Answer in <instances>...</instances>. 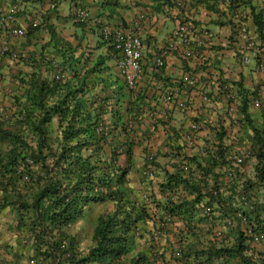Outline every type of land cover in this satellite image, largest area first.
<instances>
[{
  "label": "trees",
  "instance_id": "1",
  "mask_svg": "<svg viewBox=\"0 0 264 264\" xmlns=\"http://www.w3.org/2000/svg\"><path fill=\"white\" fill-rule=\"evenodd\" d=\"M256 25L261 30L258 21ZM42 62L44 59L39 61V69L27 74L28 78L19 79L21 89L9 97L13 105L0 111V209L16 212L19 228L28 226L39 256L52 258L51 264L110 263L132 250L134 232L147 216L128 185L138 137L135 124L142 122L136 119L141 105L130 98L135 90L128 89L123 80L121 84L113 79L115 94L111 102L94 91V86L102 82L98 72L104 58H98L89 68H83L86 59L73 55L58 66L49 60L48 65ZM42 65L49 72L44 77ZM62 73L65 77L57 78ZM108 84H102L101 89ZM253 87H236L235 98L245 122L232 136L234 127L221 123L214 138L206 140L208 131L196 152L199 154L193 155L182 151L180 134L172 137L170 153L179 159L184 157L182 165L193 166L192 170L204 177H194L191 170L183 174L180 163H175V176L158 182L161 192L171 193L183 185L197 197L190 202L168 198L163 204L166 215L188 223L185 233L178 232L177 238L183 264H264V252L255 251L244 235L245 227L264 233V123L256 126L247 111L254 99L259 98L260 105L264 101V82ZM108 110L113 117L111 124L104 120ZM54 116L58 124L52 137L47 125ZM242 143L248 145L250 154L242 164L240 181L223 183L222 169L224 164L230 165L227 152ZM122 155L126 162L120 163ZM155 165L158 168L157 162ZM249 165L252 170L246 175L244 170ZM209 173L216 186L222 187L215 196L202 191ZM241 193L250 200L251 208L237 204L236 194ZM105 202H114L115 208L96 217L93 245L81 254L77 237L65 229L83 217L89 204ZM203 204L214 205L215 217L198 240L201 237L191 221L205 219L200 212ZM236 210L245 219L236 216ZM225 215H231L236 225L225 228L218 241L211 235L216 222ZM150 256L138 252L127 263L119 264H158Z\"/></svg>",
  "mask_w": 264,
  "mask_h": 264
},
{
  "label": "crops",
  "instance_id": "2",
  "mask_svg": "<svg viewBox=\"0 0 264 264\" xmlns=\"http://www.w3.org/2000/svg\"><path fill=\"white\" fill-rule=\"evenodd\" d=\"M51 1L55 2V7L52 9L49 8ZM12 2H16L20 7L16 24L23 32L13 38L6 30L0 31V44L10 43L11 51L16 55L15 58L7 55L0 61V85L5 82L8 85L10 82L11 86L16 87L18 91L21 89L19 79L28 78L27 74L29 76L32 71L39 69V61L43 59V64L48 65L46 61L49 60L51 64L58 66L64 63L70 55L80 56L81 59L87 61V66L83 68H89L95 60L104 58V63L100 66L101 71L98 72L102 82L94 86V91L97 94L106 95L109 102L113 101L115 89L111 83L115 79L122 84V79L118 74L113 50L100 36L99 22L110 27L117 26L127 29L139 10L150 12V15L142 22L140 30L144 63H149V59L164 45L166 36L177 25L178 13L188 14L194 19L196 25L203 26L209 31L210 35L205 39V46L196 51L191 59H182L178 53L169 55L162 75L155 74L147 68L130 97L132 100L139 101L141 105L139 115L142 122L140 125L135 124L136 135L141 133V137H138L140 142L133 148L128 185L132 189L134 198L139 201L137 205L144 207L147 214L144 221L139 223L132 240L134 242L136 236L140 234L144 237L149 235L154 237V233L161 230L160 227L166 217H170L171 221L166 222L164 230L160 232L162 234L155 236V239L161 238L163 234H169L167 231L172 226L174 230L185 233L188 223L176 216L166 215L163 204L168 198L173 201L179 198L190 202L197 198L196 195L194 196L192 190L183 185H179L169 193L161 192L160 187L155 183L147 184L141 176L144 159L139 156L135 157V155L139 149L146 155L149 147L155 148L158 151L157 175L164 180L176 172L175 156L170 153L169 149L172 137L180 134L187 127L190 119L199 118L207 121L206 132L209 131V136L206 140L214 138L215 130L223 122L222 99L203 107H200L197 100H194L192 107L190 105L186 111L163 102L161 93L165 80L178 77L182 71H189L198 75L202 80L204 76L210 79L221 77L230 83L233 90H236L239 84L252 89L257 83L264 82V74L257 70L255 62L245 66L240 61L234 45L229 42L231 41L233 17L236 14L245 17L252 34L264 39V0H234L232 5L226 4L225 0H186L184 7L179 10L173 7L166 9L161 0H0L4 6ZM79 5L89 7L90 19L85 24L75 23L73 19V11ZM34 14L40 16L41 23L37 28L30 27V17ZM257 21L260 23L261 30L256 25ZM261 57L264 59V41ZM45 69L46 66L42 65V77L49 74ZM104 83H109V86L102 90L101 85ZM7 105H13L10 98L8 100L6 96L0 99V111L4 110ZM247 111L256 126H262L264 101L259 107L249 105ZM154 119L157 121L156 125ZM104 120L106 123H112L113 117L109 110L104 114ZM57 124V117L54 116L47 125L48 130L56 131ZM138 129L141 130L138 131ZM198 148H200L199 145L194 149L185 146L182 151L187 155H193L198 152ZM251 170V165L246 166L244 173L249 174ZM206 177H212V175L209 173ZM179 199L177 202L180 201ZM5 208H1L0 211ZM214 217L215 213L213 217L195 218L196 220L191 221L195 227L194 231H197L201 237L196 235L198 240H202V234L208 226H211L210 223L214 221ZM178 232H176L174 244L163 242V239H160L159 244L164 246V250H167L169 245L172 246L176 250V256H181L182 249L177 242ZM168 239L175 240L174 234L172 233Z\"/></svg>",
  "mask_w": 264,
  "mask_h": 264
},
{
  "label": "built area",
  "instance_id": "3",
  "mask_svg": "<svg viewBox=\"0 0 264 264\" xmlns=\"http://www.w3.org/2000/svg\"><path fill=\"white\" fill-rule=\"evenodd\" d=\"M165 8L181 9L186 0H161ZM226 3H230V0H226ZM55 7V2L51 1L49 8ZM20 13V7L16 2L2 5L0 3V31H7L13 38L19 36L23 31L16 24V19ZM89 9L86 6H78L75 8L73 17L78 23H85L89 19ZM150 15L147 10H139L136 14L131 26L129 28L122 27H110L100 24V34L102 38L108 42L111 46L115 59L118 74L124 81L128 89H136L140 83L141 77L145 74L146 69L149 68L155 74L162 75L166 59L173 53H178L182 59H191L200 48L205 46V39L208 37V31L203 26L196 25L194 21L184 13H178L177 25L166 36L165 43L159 50L154 53L153 57L149 59V63H144L142 58L143 44L141 40L140 30L142 22ZM30 27L37 28L40 26V16L34 14L30 17ZM235 47L236 52L240 55L241 61L244 64H249L251 60L257 61V70L264 73V62L258 59V55L261 50L260 41L256 35L252 34L247 28L245 22L240 17H236V22L233 25L231 33V41ZM10 43L0 44V61L7 55L15 58L16 55L11 50ZM62 73L57 78H64ZM161 100L165 103L177 106L179 109L186 111L189 106L193 105V101L197 100L200 107L210 105L219 102L222 99L224 107L223 124L232 125L234 129L231 131V136L234 130L241 129L244 124V118L238 108V101L235 98V90L232 89L230 83L221 77L210 79L207 76L200 79L198 75H195L189 71H182L178 77L170 78L164 81ZM262 87L258 92L262 93ZM252 106L259 107L260 99L256 98L252 102ZM156 121V119H154ZM207 121L190 119L187 127L181 131L180 137L184 147H190L194 149L198 145L200 146L203 139L208 136ZM230 136V137H231ZM240 148H232L227 152L226 158L230 160V165L227 167L224 164L222 169L223 183L231 184L235 180L240 181V171L243 162L248 158L250 149L247 144L242 143ZM185 158H175V163H180V170L183 174L192 171V175L197 178L200 177L198 170H192V167L188 164H183ZM221 161V159H219ZM155 158L154 153H150L146 164L142 170V174L151 181L157 180L155 175ZM223 164V162H222ZM207 176V175H205ZM239 177V178H237ZM207 184L202 189L203 192L210 195H217L222 191V187L216 186V183L212 181L211 177H206ZM212 179V180H210ZM237 204L248 206L251 208L250 200L246 195H237ZM235 197V198H236ZM200 212L204 217H212L215 213L214 205L203 204L200 205ZM236 216L245 217L239 210L234 211ZM233 214V213H232ZM170 217H166L162 222L161 230L154 233V236H159L160 232L164 230L166 222H170ZM235 221L231 215H225L214 229V237L220 239L224 235L225 228L234 227ZM244 235L250 246H258L264 244V233L254 231L250 227H245ZM264 252V250H263Z\"/></svg>",
  "mask_w": 264,
  "mask_h": 264
},
{
  "label": "rangeland",
  "instance_id": "4",
  "mask_svg": "<svg viewBox=\"0 0 264 264\" xmlns=\"http://www.w3.org/2000/svg\"><path fill=\"white\" fill-rule=\"evenodd\" d=\"M17 91L18 89L16 90V87L11 86L10 82L8 85L5 82L0 85V99L6 98L7 96L9 100L10 94ZM7 107L10 108L11 106L7 105ZM50 133L52 137L56 136V131L52 130ZM138 137H141V133ZM137 153H139V155ZM137 153L135 157L139 156L140 158H145L144 151H141V149H139ZM123 162H126L124 157L120 160V163ZM114 208V202L91 203L88 205L83 217L65 229L66 232L77 237L78 250L81 254L87 252L93 245L91 234L96 224V217L99 214H109ZM26 223L29 224V221ZM167 232L169 234H163L159 239H155L151 235L146 237H144L143 234L137 235L132 244V252L119 258L118 261L115 260L110 263L94 262L90 264L127 263L131 256L136 255L138 252L150 254L151 258H156L158 264L182 263L183 260H181V256H176V250L172 246L169 245L167 250H164V246L159 244L160 239H163V242L175 243L176 232L178 231L174 230L172 226ZM171 232L174 234L175 240L168 239L172 234ZM190 232L192 231L190 230ZM211 236L214 237V235ZM217 240L219 241V239ZM254 249L255 251H263L264 244L258 245ZM153 250H155V252ZM52 261V258L44 259L42 256H39L38 249H35L34 240L30 236L28 226L23 227V229L19 228L17 215L14 210H9L6 207L4 210L0 211V264H51ZM185 264H196V262L193 261Z\"/></svg>",
  "mask_w": 264,
  "mask_h": 264
},
{
  "label": "clouds",
  "instance_id": "5",
  "mask_svg": "<svg viewBox=\"0 0 264 264\" xmlns=\"http://www.w3.org/2000/svg\"><path fill=\"white\" fill-rule=\"evenodd\" d=\"M225 2H226V0H225ZM234 2V0L232 1V0H230V3L228 4V3H226V4H228V5H232V3ZM186 3V2H185ZM80 6V5H79ZM82 6H86V5H82ZM78 7V6H77ZM86 7H88V6H86ZM184 7V6H183ZM88 9H89V7H88ZM75 10V9H74ZM73 13H74V11H73ZM89 13H90V11H89ZM183 13V12H182ZM237 13H239V12H237ZM90 15V14H89ZM186 15H188V14H186ZM189 16V15H188ZM190 17V16H189ZM236 17H240L241 18V20H243L244 22H245V24H246V26H247V28H248V25H247V23H246V19H245V17L243 16V15H241V14H236L234 17H233V25H234V23L236 22ZM193 21H194V19L192 18V17H190ZM73 19H74V17H73ZM89 19H90V16H89ZM88 19V20H89ZM74 22L75 23H78V22H76L75 20H74ZM88 21H86L85 23H87ZM85 23H79V24H85ZM100 24H103V25H106V24H104V23H102V22H99L98 23V29H99V26H100ZM233 25H232V27H231V29L233 28ZM108 26V25H107ZM112 27H117V26H112ZM204 29H206L205 27H203ZM249 29V28H248ZM207 30V29H206ZM208 31V30H207ZM250 31V30H249ZM99 32H100V29H99ZM208 33H209V31H208ZM209 35L210 34H208V37H209ZM255 35V34H254ZM100 36H101V34H100ZM257 37V39L260 41V46H261V49H262V46H263V41H264V39H260L258 36H256ZM101 38H102V36H101ZM102 40H104L103 38H102ZM105 41V40H104ZM107 44H108V42L107 41H105ZM109 45V44H108ZM109 47L111 48V46L109 45ZM112 49V48H111ZM238 54V53H237ZM239 55V54H238ZM240 56V55H239ZM258 59L259 60H262L263 62H264V59L261 57V50H260V53H259V55H258ZM240 61H241V58H240ZM242 62V61H241ZM251 62H255V64H256V62L257 61H255V60H251ZM250 62V63H251ZM243 63V62H242ZM249 63V64H250ZM244 64V63H243ZM249 64H244L245 66H248ZM257 65V64H256ZM257 67V66H256ZM264 74V73H263ZM132 90H136V89H132ZM137 120L139 119H141L140 118V115H138V117L136 118ZM161 121H165V120H163V119H160ZM154 124L156 125L157 124V121H154ZM138 136H140V134H138ZM135 141H137V144L140 142V140L138 139V137H136V140ZM136 144V145H137ZM149 150H148V153L145 155V158H144V163H143V167H142V169H141V176H142V179L147 183V184H153V183H155V184H157V186L159 185L158 184V182L161 180V178H159L158 177V175H157V168H156V165H155V162H156V158H157V150L155 149V148H153L152 146L151 147H149L148 148ZM150 153H154V158H155V162H154V165H155V175H156V178H157V180H155V181H151V180H148L143 174H142V170H143V168H144V166H145V164H146V161H147V159H148V157H149V155H150ZM122 157H123V155H122ZM121 157V158H122ZM175 158L176 157H174V164H175ZM213 217V216H212ZM205 218H208V217H205ZM154 238H155V236H154Z\"/></svg>",
  "mask_w": 264,
  "mask_h": 264
}]
</instances>
